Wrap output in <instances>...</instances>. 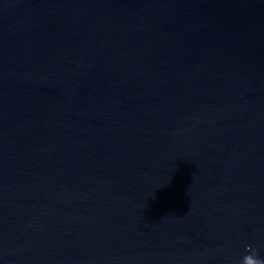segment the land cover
Masks as SVG:
<instances>
[{"label": "water", "instance_id": "water-1", "mask_svg": "<svg viewBox=\"0 0 264 264\" xmlns=\"http://www.w3.org/2000/svg\"><path fill=\"white\" fill-rule=\"evenodd\" d=\"M264 258V0H0V264Z\"/></svg>", "mask_w": 264, "mask_h": 264}, {"label": "clouds", "instance_id": "clouds-1", "mask_svg": "<svg viewBox=\"0 0 264 264\" xmlns=\"http://www.w3.org/2000/svg\"><path fill=\"white\" fill-rule=\"evenodd\" d=\"M239 264H264V258H261L259 253L249 245L246 246V254L241 258Z\"/></svg>", "mask_w": 264, "mask_h": 264}]
</instances>
